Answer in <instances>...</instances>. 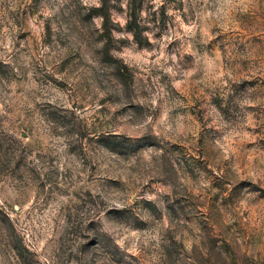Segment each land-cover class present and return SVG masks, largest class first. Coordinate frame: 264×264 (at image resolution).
Segmentation results:
<instances>
[{
	"label": "rangeland",
	"instance_id": "1",
	"mask_svg": "<svg viewBox=\"0 0 264 264\" xmlns=\"http://www.w3.org/2000/svg\"><path fill=\"white\" fill-rule=\"evenodd\" d=\"M0 264H264V0H0Z\"/></svg>",
	"mask_w": 264,
	"mask_h": 264
}]
</instances>
